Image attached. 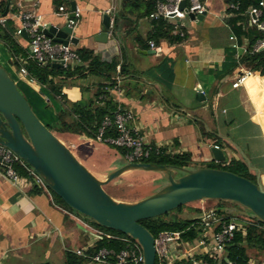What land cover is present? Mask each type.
Masks as SVG:
<instances>
[{
	"label": "crops",
	"instance_id": "obj_1",
	"mask_svg": "<svg viewBox=\"0 0 264 264\" xmlns=\"http://www.w3.org/2000/svg\"><path fill=\"white\" fill-rule=\"evenodd\" d=\"M71 1L79 17L71 35L77 43L70 44V49L86 48L103 62L118 60L124 66V74L117 80L122 94L110 97L133 115L130 125L145 145L167 148L174 154L190 153L192 163L198 165L213 161L210 148L218 146L215 140L218 139L225 161L239 160L240 154L249 172L254 176L259 173L264 186V76L252 72L243 86L231 87L236 76L245 70L240 59L247 44L246 40L242 45L229 40L227 21L232 16L233 4L207 0V13L202 21L187 17L180 21L165 20L173 26L174 40L154 42L149 39L153 32L150 16L141 17L137 11L126 14L121 10L124 4L137 5L146 0H68ZM10 7L16 13H7L0 21H9L7 29L11 32L20 26L17 15L26 11L40 16L42 26H69L68 18L58 12L63 7L69 17V3L13 0ZM105 14L110 16V32L108 40L101 42L98 34L105 31L102 19ZM18 42L28 49L23 37ZM149 42L156 49H151ZM9 61V53L0 45V67L38 112L42 111L43 103L54 112V118L47 115L45 120V126H53L60 108L58 99L45 90L40 94L42 98H38V91L18 75ZM233 64H236L234 69ZM78 66H82L80 61L74 64ZM96 83V79L88 77L61 93L69 102H85L93 97ZM199 90L200 101L195 99ZM59 140L69 149L89 142L70 134L62 135ZM101 146L104 153L112 155L109 171L117 168L113 163H119L121 157ZM137 172L141 171L123 175L136 177L140 175ZM96 230L87 219L58 203L45 186L37 185L30 177H21L20 182L13 184L4 178L0 167V264H64L66 253L95 244ZM247 254L249 264H264V254Z\"/></svg>",
	"mask_w": 264,
	"mask_h": 264
},
{
	"label": "water",
	"instance_id": "obj_2",
	"mask_svg": "<svg viewBox=\"0 0 264 264\" xmlns=\"http://www.w3.org/2000/svg\"><path fill=\"white\" fill-rule=\"evenodd\" d=\"M12 0H6V16ZM70 15L75 3L69 2ZM185 2L179 4L183 9ZM205 15L187 18L202 21ZM104 32L98 34L101 42H106L110 32V16H102ZM5 26L8 28L6 22ZM41 32L63 45L76 44L72 28L65 25L40 26ZM21 36L28 42L26 32ZM63 62L49 63L52 68L62 69ZM43 66L48 64L44 63ZM200 92L196 100H202ZM0 145L15 154L40 179L43 185L76 214L95 225L120 232L134 240L141 249L142 264H154L155 246L152 234L139 221L159 217L179 207L201 201L231 202L242 210L228 215L252 216L264 224V186L255 176V182L223 169L198 167L173 169L164 165L133 163L121 158L118 167L108 172L103 181L98 180L83 166L71 150L38 119L24 95L19 91L10 75L0 67ZM212 160L223 163L226 156L218 147H211ZM130 171L155 172L164 176L162 186L153 194L133 203L118 201L104 190L121 175ZM181 176L174 177L173 172ZM245 210L249 213L247 214Z\"/></svg>",
	"mask_w": 264,
	"mask_h": 264
},
{
	"label": "trees",
	"instance_id": "obj_3",
	"mask_svg": "<svg viewBox=\"0 0 264 264\" xmlns=\"http://www.w3.org/2000/svg\"><path fill=\"white\" fill-rule=\"evenodd\" d=\"M55 1L58 5L61 3H69L68 0ZM157 1L164 2L165 0H146L145 2H141V4H135L131 6L124 4L122 5L121 10L122 13L126 11V14H133L137 11L138 14H140L139 16L149 17L150 14L155 11V5ZM260 1H262L264 4V0H226V4L236 5V9L232 11L230 10L232 16L227 21L230 34L234 36L237 45H242L244 40L247 42L246 52L240 59V66L253 73H258L263 77L264 48L253 52L252 47L258 40L264 39V32L258 30L254 26L248 25L247 19L249 8L256 7ZM5 8L6 0H0V17L4 14ZM262 10V19H264V7ZM8 13L14 14L16 13V9L14 7H10ZM118 19L119 13L118 15L116 14L114 18V32L117 29ZM152 23L153 32L151 33L149 39L153 40L154 42H158L160 40L169 42L174 40V36L171 35L173 26L167 24V22L161 18L153 19ZM6 24L9 26V21H7ZM21 39L22 37L20 35H16V31L11 32L9 29H7L4 23H0V45H2V47L9 53L10 65L17 70L20 67L19 59H26L28 56V49L22 47L18 42ZM74 53L76 54L78 60L82 63V66H67L66 68L56 69L52 68L49 64L43 66L42 64H38L31 59H26L24 67L27 71V81H31L30 83L32 88L38 91L39 94L42 95L43 90H45L49 95H51L53 98H57L59 101L60 108L56 113L55 124L53 126H46L48 130H50L52 133L54 132L60 135L70 134L84 137L89 141L96 142L98 128L100 127L103 118L105 116L112 117L117 109V105L111 100V97L109 98L107 96L104 88L112 86L117 82L118 77H121L124 74V66L120 65L118 60H112L109 63L103 62L94 54L93 51L86 48L75 49ZM235 67L236 64H233L232 68L234 69ZM88 77L94 78L97 81L96 90L92 98L85 102H69L62 95L61 92L64 88L75 86L78 81ZM80 89L83 91V88ZM19 91L22 93L20 89ZM116 135L117 133L112 127L108 128L104 132L103 137L114 138ZM58 138L60 139V137ZM215 140L218 145L217 147L221 148V141L218 139ZM103 146L114 150L121 158H124V155L127 153L125 148L115 147L108 144ZM158 150V155L152 153L148 159L143 160L142 162L164 165L173 169L179 168L190 170L198 167L217 169L214 165L220 164L209 161L206 162V165H193L190 153L185 152L181 154H174L168 152L167 148L162 147ZM226 162L228 163L226 164L227 171L255 182L256 177L249 172L248 167L243 161L230 159L229 161L223 162V164ZM15 170L20 177L29 178L28 173L23 167L18 165L15 167ZM109 184L104 186V190L109 196H111L113 199H116L115 195L107 190ZM36 187L37 186H35V189ZM51 194L58 203L72 211L63 203L60 198H58L52 192ZM226 203L229 202L217 201V205L214 208L216 215L222 221L228 222L231 219H243L239 215H228L223 211H220L223 208L225 209ZM233 205L238 206L234 203ZM183 207L184 206L179 207L159 217L141 220L139 221V224L147 229L152 234L154 239L161 232H181V242L189 244L192 240L202 236L203 227L200 224V218L182 219L180 216H176L175 214H179ZM193 212L198 215L202 214L200 209H195ZM90 224L102 232L112 234L117 237H127L129 239L128 236L123 235L120 232L99 227L92 222H90ZM243 224H245L244 233L242 231L236 232L234 238L225 246V261L229 264H249L247 250H255L257 253L264 254V224L255 219H251L249 220V223ZM217 230L218 226H214L212 229L213 232H216ZM102 248H114L116 251H118L122 249L123 246L117 241H109L105 238H102L97 240L88 252L92 254L93 252H96ZM201 260L210 262L206 255H194L193 259L191 260H179L175 261L173 264H193L194 262ZM87 262L88 261L86 259L77 257L73 253H66L64 264H84ZM154 264L161 263L155 259Z\"/></svg>",
	"mask_w": 264,
	"mask_h": 264
},
{
	"label": "built area",
	"instance_id": "obj_4",
	"mask_svg": "<svg viewBox=\"0 0 264 264\" xmlns=\"http://www.w3.org/2000/svg\"><path fill=\"white\" fill-rule=\"evenodd\" d=\"M184 1L185 7L179 8V4ZM207 0H165L164 2L157 1L155 11L150 14L152 19L175 20L180 21L192 14L194 17L205 15ZM262 1L256 7H251L248 10V22L260 31L264 32ZM230 8L236 9V5H231ZM58 12L63 13V16L68 18V14L64 12L63 7L58 8ZM71 14V13H70ZM73 18L69 19V27L75 26V20L79 17L77 10L72 12ZM20 26L16 30V35L26 32L28 36V56L26 59H31L38 64H49L55 61H62L63 68L74 67V64L79 62L74 51L70 49V44L63 45L56 43L53 39L45 36L41 30V20L34 11L20 12L18 15ZM2 23V21H0ZM182 36V34L180 33ZM230 41H235L233 35L229 37ZM151 49H156L153 42H149ZM264 48V39L258 40L252 47V51L256 52ZM26 59H19L20 67L17 70L18 75L22 79L27 80V71L24 67ZM253 73L247 69L242 70L232 83L231 87L236 89L243 86L246 81L251 78ZM29 83L31 81H28ZM31 84V83H30ZM104 91L107 96L121 95L122 92L118 81L109 87H105ZM202 93L201 90H199ZM105 98V97H104ZM101 99V98H100ZM102 100V99H101ZM133 121V115L117 105V109L113 116H105L98 128L96 142L99 144H108L115 147L125 148L127 153L124 159L129 162L138 163L149 158L152 153L159 154L158 147H152L144 144L142 137L138 134L136 129L130 125ZM114 128L117 135L114 138H104V132L108 128ZM217 147V146H215ZM23 167L28 173L29 177L34 180L37 185L44 186L35 173L26 166L15 154L10 150L0 145V167L5 179L13 184L20 182L21 177L16 172V166ZM200 224L203 227L202 236L192 240L191 243L181 242V232L165 231L158 234L154 239L155 259L161 264H173L179 260H191L194 255H206L208 261H198L193 264H229L225 261V246L233 238L236 232L242 231L244 233L245 224L236 220L228 222L222 221L215 213V210H209L201 214ZM214 226H218V230L213 232ZM96 241L105 238L109 241H117L122 244L123 248L116 251L114 248L99 249L92 254L88 251L93 247L86 246L72 251V253L80 258L86 259L89 264H142L141 249L138 244L127 237H117L112 234L96 230ZM209 234V236H208ZM210 251L207 252V250ZM205 251V252H203ZM199 252V254H197ZM203 252L202 254H200Z\"/></svg>",
	"mask_w": 264,
	"mask_h": 264
},
{
	"label": "rangeland",
	"instance_id": "obj_5",
	"mask_svg": "<svg viewBox=\"0 0 264 264\" xmlns=\"http://www.w3.org/2000/svg\"><path fill=\"white\" fill-rule=\"evenodd\" d=\"M39 97L42 98V96L38 93V98ZM27 99L29 98H26V100ZM27 102L29 103V105H31L30 107L32 111L35 113V115L44 125H46L45 120L47 118V115L48 116L53 115L54 118V114H53L54 112L50 111L49 107H45L44 105L46 104L43 103L41 106L42 109L40 108L42 111L38 112L37 108L31 102V100H28ZM54 135L60 138L62 137V135L57 133H54ZM101 145L102 144H99L95 141H89L87 142L86 145L80 148L77 147L74 148L73 146H70V149L72 153L76 156V158L85 165L86 169H88L98 180L103 181L109 169H111L112 167V155L111 152L104 153L105 148L102 147ZM238 155L239 158H241L239 159V161H242L243 159L241 155L240 154ZM113 164L118 165L117 162H114ZM226 164L228 163L227 162L224 164L220 163L214 166H216L215 168L217 169L220 168L226 170ZM198 165H206V163H198ZM136 174H140V175L139 176L135 175L136 177H128L129 175L127 174L121 175L120 177H118L109 184L107 190L115 195L116 200L127 203H133L153 194L161 187V185L164 182V176L161 173L141 171V172H137ZM173 176L177 178L181 176V174L179 172H173ZM216 205H217V201H210V200L194 202L185 205L181 210V212L175 215L180 216L182 219H195V218H199L200 215L194 213L193 210L200 209L201 212L203 213L209 210H214ZM225 209L229 212L242 210L241 207L235 206L231 202L225 204ZM245 212L249 214L246 210ZM239 216H241L243 219H239L236 221L242 223H249V220L252 219V216L250 215L248 217H244L242 215ZM247 252H249V254L253 256L263 255L262 253H255L254 250H247Z\"/></svg>",
	"mask_w": 264,
	"mask_h": 264
}]
</instances>
